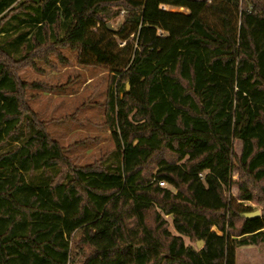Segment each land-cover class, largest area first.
Segmentation results:
<instances>
[{"label": "trees", "instance_id": "16d2710c", "mask_svg": "<svg viewBox=\"0 0 264 264\" xmlns=\"http://www.w3.org/2000/svg\"><path fill=\"white\" fill-rule=\"evenodd\" d=\"M67 49L110 74L115 146L85 166L28 103L62 87L22 78ZM261 245L264 0H0V264H237Z\"/></svg>", "mask_w": 264, "mask_h": 264}, {"label": "rangeland", "instance_id": "374dc122", "mask_svg": "<svg viewBox=\"0 0 264 264\" xmlns=\"http://www.w3.org/2000/svg\"><path fill=\"white\" fill-rule=\"evenodd\" d=\"M212 1V0H207ZM172 12L186 13L184 9L168 8ZM122 17L109 23L117 28ZM67 57L62 64L53 57L55 67L39 65V71L28 69L22 76L27 82L44 81L50 85L62 87L55 93L38 90L28 91V103L47 123L53 139L65 149L66 156L79 166L92 164L110 152L115 144L111 132L106 125V98L110 88V74L102 67H81L77 63L75 52L64 50ZM241 144L235 146L238 155ZM239 174L235 170L232 180L237 181ZM176 193L167 183L165 187ZM237 186L228 188L227 197L237 198ZM252 205L254 204L245 203ZM256 211L262 213L261 208ZM169 224V231L177 235L172 217L164 216ZM186 245L199 249L195 243L184 237ZM237 264H264V245L241 247L236 250Z\"/></svg>", "mask_w": 264, "mask_h": 264}, {"label": "water", "instance_id": "95a60500", "mask_svg": "<svg viewBox=\"0 0 264 264\" xmlns=\"http://www.w3.org/2000/svg\"><path fill=\"white\" fill-rule=\"evenodd\" d=\"M107 27H108V29H109L110 31L113 30V27H112L109 23L107 24ZM244 217H245L246 219H251V220H253V219H257V218L260 217V212H259V211H255V212H253V213L245 214ZM197 246H198V248H201V247H202V242H199V243L197 244Z\"/></svg>", "mask_w": 264, "mask_h": 264}, {"label": "built area", "instance_id": "2783aa9c", "mask_svg": "<svg viewBox=\"0 0 264 264\" xmlns=\"http://www.w3.org/2000/svg\"><path fill=\"white\" fill-rule=\"evenodd\" d=\"M161 187H165L166 183L165 182H160L159 183Z\"/></svg>", "mask_w": 264, "mask_h": 264}]
</instances>
